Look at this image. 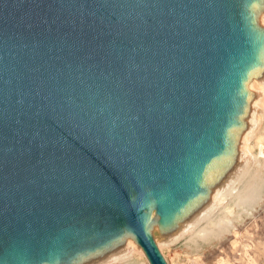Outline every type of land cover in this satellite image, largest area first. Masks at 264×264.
Listing matches in <instances>:
<instances>
[{
	"label": "water",
	"instance_id": "obj_1",
	"mask_svg": "<svg viewBox=\"0 0 264 264\" xmlns=\"http://www.w3.org/2000/svg\"><path fill=\"white\" fill-rule=\"evenodd\" d=\"M251 2L0 0V264H93L120 227L167 264L145 211L175 242L197 175L232 163Z\"/></svg>",
	"mask_w": 264,
	"mask_h": 264
},
{
	"label": "bare ground",
	"instance_id": "obj_2",
	"mask_svg": "<svg viewBox=\"0 0 264 264\" xmlns=\"http://www.w3.org/2000/svg\"><path fill=\"white\" fill-rule=\"evenodd\" d=\"M248 12L251 24L264 31V0H253ZM248 71L250 74L244 76L243 91L237 94L234 103L232 118L236 124L225 132L223 137L226 145L229 148L233 147L228 150L232 163L219 165L221 170L218 169L215 174L206 171L197 175L196 182L201 190L197 203L186 208L174 220L177 224V236H180L191 229L193 222L201 218L206 219L205 225L194 231V236L190 239L194 243L198 239L207 241L218 233L231 219L232 213L247 204L261 189L260 182L263 180L261 173L264 170V154L260 151L264 146V56L258 59L256 67ZM247 73L244 72V75ZM245 90L249 94L247 100L243 96ZM250 163L253 165V173L243 180L244 183L239 190H235L234 183L242 175L248 174ZM154 206L152 201L151 206L145 211L149 220L146 227L161 250L158 216ZM217 207L220 208L218 213L210 215L212 209ZM117 232L108 239L106 249L96 256L93 264H109L133 256L135 252L143 258L141 263L147 264V259L127 229L120 227ZM83 249L84 247H79L76 254L84 252ZM87 250L88 253L91 252V248ZM72 254L71 252L55 256L50 264H79V256L72 259Z\"/></svg>",
	"mask_w": 264,
	"mask_h": 264
},
{
	"label": "rangeland",
	"instance_id": "obj_3",
	"mask_svg": "<svg viewBox=\"0 0 264 264\" xmlns=\"http://www.w3.org/2000/svg\"><path fill=\"white\" fill-rule=\"evenodd\" d=\"M260 151L264 154V146ZM253 170L250 163L248 174H241L234 183L235 190L242 187L243 180ZM261 179L259 192L239 210L236 209L227 224L207 241L198 239L194 243L190 240L194 231L205 225L206 219L201 218L193 222L191 229L180 235L178 240L163 244L161 251L167 264H264V170ZM219 209H212L210 215L217 214ZM142 259L135 252L133 256L109 264H142Z\"/></svg>",
	"mask_w": 264,
	"mask_h": 264
}]
</instances>
